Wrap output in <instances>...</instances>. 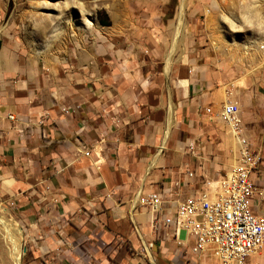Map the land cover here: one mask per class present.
Masks as SVG:
<instances>
[{
	"label": "crops",
	"instance_id": "crops-1",
	"mask_svg": "<svg viewBox=\"0 0 264 264\" xmlns=\"http://www.w3.org/2000/svg\"><path fill=\"white\" fill-rule=\"evenodd\" d=\"M104 51L68 44L49 71L0 57V204L20 227V264H193L191 237L181 232L179 245L173 227L153 228L138 201L195 195L235 163L218 89L161 57L137 65ZM241 118L252 149L264 147V117ZM261 163L252 210L264 214Z\"/></svg>",
	"mask_w": 264,
	"mask_h": 264
},
{
	"label": "rangeland",
	"instance_id": "rangeland-1",
	"mask_svg": "<svg viewBox=\"0 0 264 264\" xmlns=\"http://www.w3.org/2000/svg\"><path fill=\"white\" fill-rule=\"evenodd\" d=\"M86 41L106 48L109 59L119 53L139 65L161 57L174 73L186 69L190 80L213 84L221 99L216 115L229 97L241 112L264 117V0H0V57L40 60L49 71L68 44ZM131 44L136 51L127 50ZM258 125L261 139L264 119ZM255 148L264 172V147ZM0 219L20 228L2 204ZM17 253L0 221V264H15ZM196 258L193 264H215ZM248 264H264V248Z\"/></svg>",
	"mask_w": 264,
	"mask_h": 264
},
{
	"label": "built area",
	"instance_id": "built-area-1",
	"mask_svg": "<svg viewBox=\"0 0 264 264\" xmlns=\"http://www.w3.org/2000/svg\"><path fill=\"white\" fill-rule=\"evenodd\" d=\"M206 111L212 112L211 108ZM221 117L237 144L236 161L226 174L216 181L206 180L202 191L184 199L151 192L138 203L152 212L153 228H174L179 245L184 244L181 232L191 237L195 256L206 258L212 251L217 264H247L264 248V214L252 210L258 192L252 174L261 157L244 133L238 102H225Z\"/></svg>",
	"mask_w": 264,
	"mask_h": 264
},
{
	"label": "bare ground",
	"instance_id": "bare-ground-1",
	"mask_svg": "<svg viewBox=\"0 0 264 264\" xmlns=\"http://www.w3.org/2000/svg\"><path fill=\"white\" fill-rule=\"evenodd\" d=\"M183 7H184V3L182 4V8ZM225 87L227 88V86H225ZM228 100H229V97L226 98V101H228ZM0 221L8 232L13 233L14 243H15V245H17V250H18L16 259H15V264H19L20 263V256H21V249H20V244H19V240H18L19 239V233H21L20 229L18 228L15 231V229H13V226L11 223H9L8 221L3 220V219H0Z\"/></svg>",
	"mask_w": 264,
	"mask_h": 264
}]
</instances>
